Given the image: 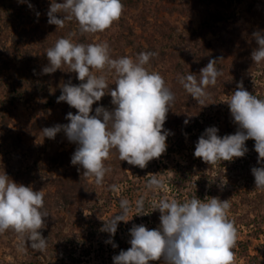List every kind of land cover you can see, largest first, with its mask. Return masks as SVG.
I'll list each match as a JSON object with an SVG mask.
<instances>
[{
    "label": "rangeland",
    "instance_id": "1",
    "mask_svg": "<svg viewBox=\"0 0 264 264\" xmlns=\"http://www.w3.org/2000/svg\"><path fill=\"white\" fill-rule=\"evenodd\" d=\"M28 2L34 6L32 9L28 8ZM50 3L51 0H27L26 3L0 0V174L5 172L15 182L31 186L34 191L53 193L57 189L55 181L64 174H83L84 171L70 162L78 145L69 142L63 132L55 139L44 137L42 132L45 127L69 123L65 118L67 113L77 111L66 102L57 103L64 83L69 80L73 84L80 83L76 74L69 72L67 65L52 74L42 73V68L49 63L45 53L58 39L75 33L71 37L73 42L106 41L114 59L135 58L144 51L156 52L146 67L158 72L172 91L183 88L180 76L195 74L194 71H200L211 59L218 60L216 66L222 73L217 83L225 82L228 75L235 79L228 91L221 90L219 98L208 106L198 104L188 94L193 107L185 114L189 119L187 125L184 124L186 118L177 120L178 112L172 106L171 120L165 127L172 133L166 141L167 151L159 159L150 161L146 168L120 161L118 152L113 149L105 161V166L111 170L104 176L103 183L97 185L95 178L89 177L96 190V200L93 202L78 194L69 206L59 201L52 218H45V227L40 230L47 239L44 251H35L27 245L21 251L20 237L14 231L0 234V264H113V256L130 247L129 229L134 224H143L149 230L159 227L153 218L146 217V211L154 209L161 199H175L170 182L175 169L194 180L200 173H214L201 159L192 163L193 160L182 155L192 156L199 128L214 123L225 134L237 131L238 125L228 118L229 106L225 103L237 90V84L242 82L251 94L264 97V62L256 64L251 60V52L257 45L252 33L264 32V0H122L124 11L119 21L104 32L83 35L75 19L65 20L62 28L48 24L46 13ZM8 6L19 9L14 15L8 14ZM114 82V74H109L110 89L115 88ZM111 99L106 94L93 104L91 114H95L97 106L113 109ZM182 110L187 111L185 106ZM254 144L250 139L246 145L247 153L252 155L247 160L249 169L262 166L257 163ZM59 153L68 155L65 164ZM52 156L58 160L54 166L49 164ZM178 163L184 168L180 169ZM217 169L215 166L214 170ZM153 175L163 181L162 189L147 188ZM112 177L116 178L114 184ZM185 186L184 195L192 191L193 184L188 182ZM248 192L247 197L263 198L264 195V190L255 188V182ZM141 198L144 203L151 200L150 208L144 211L146 215L135 212V203ZM122 199L132 205L130 221L119 223L113 238L118 247L113 248L106 243L109 234L101 228L121 211ZM244 199L246 196L237 208L229 211L230 219L241 214L236 223L239 230L233 249L235 264H264V204L260 202L251 207L248 199ZM150 264H163V261Z\"/></svg>",
    "mask_w": 264,
    "mask_h": 264
},
{
    "label": "clouds",
    "instance_id": "2",
    "mask_svg": "<svg viewBox=\"0 0 264 264\" xmlns=\"http://www.w3.org/2000/svg\"><path fill=\"white\" fill-rule=\"evenodd\" d=\"M27 0H18L26 3ZM27 6H34L28 2ZM124 11L122 0H51L47 11L48 24L64 27L65 20L75 19L79 32L96 34L104 32L119 21ZM64 13V15H60ZM37 17L40 15L36 13ZM58 39L46 51L48 65L43 74H52L67 65L69 72L76 74L79 84L71 80L61 87L57 103L66 102L76 109V114L67 113V124H56L42 129L44 137L55 139L63 132L69 142L78 147L71 156V164L79 165L85 177H94L101 185L104 176L111 170L105 166L112 150L118 152L120 161L144 169L153 159H159L167 151L170 130L164 128L169 109L175 100L174 93L163 77L149 71L146 65L156 52L144 51L135 58L122 56L113 58L111 48L105 42L77 43L72 36ZM258 47L251 52V60L264 62V32L252 33ZM217 59H211L200 69L199 79L189 73L179 77V83L186 92L204 105L208 97L206 89L215 86L222 75L217 68ZM97 73H100L97 75ZM114 74L115 88L110 89L108 75ZM108 89L106 92L105 90ZM109 94L114 108L109 110L93 104ZM230 109L233 122L238 125L234 134L221 137L215 126L207 127L198 138L194 157L212 165L223 161L242 158L248 152L246 141L254 140L258 153L257 163L252 167L255 188L264 190V99L247 91L242 82L225 102ZM189 119L184 120L187 125ZM185 136L187 134L185 133ZM79 170V169H78ZM224 183L221 182V185ZM164 187L163 181L153 175L147 182L150 190ZM115 188V186H113ZM121 211L105 221L101 231L109 234L106 243L118 247L113 238L120 222L127 223L132 205L122 199ZM44 208V193L34 191L12 180L5 172L0 174V234L12 230L21 240L19 248L25 245L35 251H44L47 239L41 233L45 218L49 216ZM229 199L198 197L183 202L176 199H161L154 205L160 212V226L149 230L145 225H133L129 229L130 247L113 256V264H235L238 231L229 218ZM136 215L144 214V200L135 203Z\"/></svg>",
    "mask_w": 264,
    "mask_h": 264
},
{
    "label": "trees",
    "instance_id": "3",
    "mask_svg": "<svg viewBox=\"0 0 264 264\" xmlns=\"http://www.w3.org/2000/svg\"><path fill=\"white\" fill-rule=\"evenodd\" d=\"M19 7L15 6H8V14H15L18 11ZM257 47V45H256ZM243 56V55H242ZM189 67L186 66V69ZM195 74H199L200 71H194ZM227 76V75H226ZM199 79V76L197 77ZM235 79L231 77V75H228V78H226L225 82L223 83H216L215 86H209L206 89V92L208 93V97L205 100V103L203 106H208L212 101H215L219 98L221 90L228 91L231 84L234 83ZM175 96V100L172 104L173 108L176 109L178 112L177 120L181 118H186L185 114L186 112L189 113V111L192 110L193 105L190 103V99H188V93L184 88L181 89H174L172 91ZM184 92V95L182 94ZM187 93V94H186ZM260 99H264L262 95L257 96ZM185 106L187 111L182 110V108ZM188 108V109H187ZM172 107L169 109V112L172 111ZM228 110V118L233 120L230 114L229 107ZM167 114V119L164 124V128L166 125L170 122V113ZM7 117V115H4ZM5 120V119H4ZM195 122L198 123V119H195ZM6 124L8 122L6 121ZM215 126L219 129L218 135L223 137L225 132H222L219 128V125H216L214 123H211L209 127ZM206 128H199L198 135L195 137V144L192 146V156H184V158H187L192 163L197 162L196 160H200V158L194 157V151H195V145L197 143V139L204 133ZM238 129V127H237ZM236 129V130H237ZM246 141V145H247ZM255 143V141L253 140ZM58 156L62 158L65 164L68 161V155L66 153H59ZM252 155L246 153V155L242 158H235L233 161H223L222 163L212 164L208 165V168L210 171L214 172L212 175L209 174H198L197 180H194V177H185L181 172L179 173V169L174 170V179L171 182L172 187V193L175 195V199L177 201L183 202L185 200L191 199L193 197H198L199 199H204L205 197H218L221 200H227L229 199V202L231 204L230 210H234L237 208L242 202L243 197L246 196V199H248V202L251 207H255L261 204H264V195L262 196H248L250 193L248 192L250 187L254 184V176L251 173V169L248 168V159H251ZM49 164L55 165L57 163V159L55 157H51ZM202 160V159H201ZM61 161V160H60ZM250 162V161H249ZM178 166L180 169H183L184 167L178 163ZM218 166L217 170H214V167ZM165 167H168V165L165 164ZM188 169V167H187ZM194 173L192 172L191 175ZM250 175V176H249ZM191 180H190V179ZM113 184L116 183V178L112 177ZM225 180L226 182L223 185H220L221 182ZM192 183L193 188L192 191L184 195L182 189L186 188V183ZM241 182H244L245 184L242 185ZM56 191L51 193L44 194V208L42 211H46L49 216L46 217V219L52 218L53 214L56 210H58L57 206L59 205V201H63L64 206H69L73 203V200H75L76 196L78 194H81L84 198H89L90 201L96 200V190L94 188V185L89 182V177H85L82 173L77 172L75 174H64L62 177L57 179L55 181ZM207 187V189H205ZM201 189V190H200ZM246 189V190H244ZM262 194V193H261ZM250 197V198H249ZM261 198V200H259ZM244 199V200H246ZM151 204V200L144 203V211L148 210ZM98 211H100V208H97ZM154 209H149L147 212V218H153L154 222L160 226V212L158 210L153 211ZM234 212V211H233ZM97 214V213H95ZM241 218V214H237L232 216L231 220L234 221L235 227L237 228V231L239 230L238 226H236L237 221Z\"/></svg>",
    "mask_w": 264,
    "mask_h": 264
}]
</instances>
